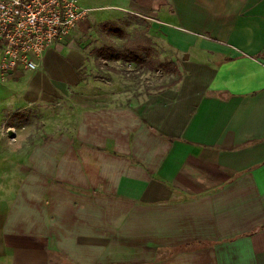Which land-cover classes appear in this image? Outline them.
<instances>
[{
    "label": "crops",
    "instance_id": "obj_1",
    "mask_svg": "<svg viewBox=\"0 0 264 264\" xmlns=\"http://www.w3.org/2000/svg\"><path fill=\"white\" fill-rule=\"evenodd\" d=\"M78 1L146 20L182 79L78 98L0 186V264H264V0ZM45 76L0 75V103L48 97Z\"/></svg>",
    "mask_w": 264,
    "mask_h": 264
},
{
    "label": "rangeland",
    "instance_id": "obj_2",
    "mask_svg": "<svg viewBox=\"0 0 264 264\" xmlns=\"http://www.w3.org/2000/svg\"><path fill=\"white\" fill-rule=\"evenodd\" d=\"M105 23L90 13L84 24L52 50L58 60L56 65H51L54 69L42 62L37 71L46 73L48 85L53 83L54 91L48 93V97L39 95L31 102L16 105L9 101L0 103V186L5 185L6 195L13 191L20 170L25 168L22 156L35 146L58 139L65 128V134L69 133V128L63 127L62 119L67 113L73 114L71 111H75L79 97H92L101 91L98 85L105 84L110 87L109 92L118 90L127 94V99H137L164 90L176 80L174 74L161 70L136 71L134 65L123 61L99 59L96 50L114 43L118 46L150 47L154 58L173 61L171 50H159L148 38L146 20L134 16L119 23L110 22L112 25L106 27ZM115 29H120L123 37L111 32ZM65 87L68 90L66 95L62 92Z\"/></svg>",
    "mask_w": 264,
    "mask_h": 264
},
{
    "label": "built area",
    "instance_id": "obj_3",
    "mask_svg": "<svg viewBox=\"0 0 264 264\" xmlns=\"http://www.w3.org/2000/svg\"><path fill=\"white\" fill-rule=\"evenodd\" d=\"M89 13L78 0H0V75L36 72Z\"/></svg>",
    "mask_w": 264,
    "mask_h": 264
},
{
    "label": "trees",
    "instance_id": "obj_4",
    "mask_svg": "<svg viewBox=\"0 0 264 264\" xmlns=\"http://www.w3.org/2000/svg\"><path fill=\"white\" fill-rule=\"evenodd\" d=\"M112 25V23H105L104 26ZM112 33L118 34L123 37V32L120 29L111 30ZM148 33V32H147ZM149 38V37H148ZM149 44H151V40ZM153 50L150 47L142 48L139 46H118L116 44L105 45L96 50L98 58L104 61H123L125 63L135 66L136 71H162L166 74H174L176 80L172 81L165 89H170L177 85L182 79V74L174 61H160L152 55ZM145 54V55H144ZM152 55V56H151Z\"/></svg>",
    "mask_w": 264,
    "mask_h": 264
}]
</instances>
